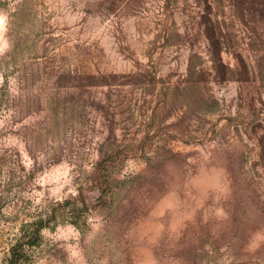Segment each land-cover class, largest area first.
I'll use <instances>...</instances> for the list:
<instances>
[{
	"label": "rangeland",
	"instance_id": "obj_1",
	"mask_svg": "<svg viewBox=\"0 0 264 264\" xmlns=\"http://www.w3.org/2000/svg\"><path fill=\"white\" fill-rule=\"evenodd\" d=\"M13 254L264 264V0H0Z\"/></svg>",
	"mask_w": 264,
	"mask_h": 264
},
{
	"label": "trees",
	"instance_id": "obj_2",
	"mask_svg": "<svg viewBox=\"0 0 264 264\" xmlns=\"http://www.w3.org/2000/svg\"><path fill=\"white\" fill-rule=\"evenodd\" d=\"M37 227H36V229L32 232V233H34V234H36V235H38L39 234V230H40V228L43 226L42 225V221H40L39 223L37 222ZM26 244L27 245H33L34 244V242L31 240V239H29L27 242H26ZM26 258L27 257V255H19V254H17V255H14L13 254V256H12V258H11V262H14L15 264L18 262H22V258ZM21 260V261H20ZM17 263V264H18Z\"/></svg>",
	"mask_w": 264,
	"mask_h": 264
}]
</instances>
